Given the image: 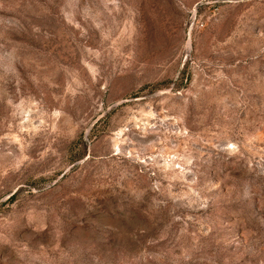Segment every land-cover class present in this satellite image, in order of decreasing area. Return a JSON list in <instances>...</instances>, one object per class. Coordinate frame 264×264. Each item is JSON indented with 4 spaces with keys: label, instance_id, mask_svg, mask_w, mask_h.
<instances>
[{
    "label": "rangeland",
    "instance_id": "rangeland-1",
    "mask_svg": "<svg viewBox=\"0 0 264 264\" xmlns=\"http://www.w3.org/2000/svg\"><path fill=\"white\" fill-rule=\"evenodd\" d=\"M0 264H264V0H0Z\"/></svg>",
    "mask_w": 264,
    "mask_h": 264
}]
</instances>
